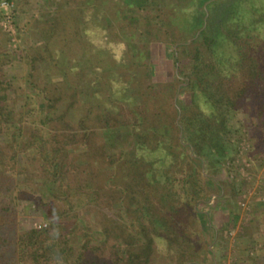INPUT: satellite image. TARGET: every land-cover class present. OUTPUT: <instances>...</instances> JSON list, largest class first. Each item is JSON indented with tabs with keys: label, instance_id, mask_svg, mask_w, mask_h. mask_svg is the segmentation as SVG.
Returning <instances> with one entry per match:
<instances>
[{
	"label": "trees",
	"instance_id": "1",
	"mask_svg": "<svg viewBox=\"0 0 264 264\" xmlns=\"http://www.w3.org/2000/svg\"><path fill=\"white\" fill-rule=\"evenodd\" d=\"M86 1L90 3V0ZM140 1L143 5L148 4L147 0ZM231 2L197 0L192 18L188 19L187 15L185 21L188 26L199 28L204 14L209 13L207 25L197 35L193 34V42L204 45V52L209 53L204 56L198 48L195 49L188 83L190 101L171 105L175 114H181L178 123L172 120L177 131L174 141L171 127L163 119L164 111L155 110L154 106L149 109L147 103L137 97L123 96V100H119L123 104L103 97L105 87L108 88L113 82L135 79L141 85L137 77L154 73L149 50L141 38L138 39L142 43L139 51L140 54L145 52V64L142 59L135 57L134 49H138L136 43L125 40L124 58L116 61L108 50L97 48L87 38L86 32L101 28L96 22L101 11L95 14L93 6L88 9L90 15L85 16L83 23H79L78 17L73 20L77 31L74 41L82 44V47L73 44L72 39L69 43L50 39L49 35L54 32L49 29L46 31L49 38L41 45L37 60L42 65L48 62L53 73L51 78H46L51 85L60 83L55 86L59 95L50 96V89L45 86L38 89V93L42 94V102L28 109V114H36L43 127L34 126L26 140L28 148L35 143L39 152L23 163V167L18 168L16 165L22 161L13 144L16 137L23 134V127L20 121L15 120L13 106L6 101L7 93H0V130L6 136L9 134L10 139L7 142L0 136V195L4 194L13 200L9 202L0 198V264H151V254L157 246L163 248L166 254H177L176 264H203L193 257V240L184 224L187 217H192L194 222L208 223L205 213L199 211L195 204L206 201L208 195L205 186L208 182L216 185L214 176L219 164L231 151L227 117L230 112L239 109L245 98L255 103L258 117H264V72L252 74L249 91L244 86L236 88L231 85L239 79L245 58L234 38L250 33L262 38L259 42L264 44V13L259 17L261 30L258 34L243 25L227 26ZM127 3L133 4V0H127ZM261 44L257 47L264 52V45ZM77 47L82 50L78 56L67 54L66 51L72 48L77 50ZM182 47L188 48L185 44ZM261 55L263 57L264 53ZM175 63L177 65V61ZM132 65L135 69H132ZM139 65L147 69L140 70ZM176 69V73L180 74L182 67ZM83 76L87 79L99 76L102 91L80 93L75 81ZM102 77L104 80H101ZM86 122L96 128L100 145L94 142L91 145L88 150L89 162L79 157L72 160L64 148L67 144L64 140L65 130H72L76 125L83 127ZM121 128L132 133L134 138L130 153L123 150L108 151L105 148L106 136L119 132ZM177 148L181 149L178 153ZM102 159L107 160V172L112 170L110 177H120L115 188L117 198L127 194V186L122 182L135 176L139 165L141 174L137 178L165 189L160 192V200L167 210L158 213L151 211L150 206L141 204L137 209L139 214L130 218L128 225L124 226L126 231L128 226L135 229L129 240L121 233H114L109 222L108 225L102 224L99 230L78 221L67 224L54 222L44 228L20 227L14 210L18 199L16 190L21 192L25 201L30 198L25 208L32 203L49 204L54 201L74 205L71 200L73 193L81 197L82 202L89 200L87 196L91 194L90 202L98 204L101 196L99 188L92 180L86 179L83 173ZM181 162L183 164L178 166ZM35 164L36 167L31 168ZM85 164L87 166L83 167ZM177 172L180 174L178 178L175 176ZM37 180L41 181L38 186L40 189L35 190ZM110 181L115 184L114 179ZM23 187L30 190L24 191ZM83 206L80 205V208ZM179 206L184 208V217L179 215ZM112 237L110 251L105 244ZM123 244L128 247L122 248ZM135 244L139 245L130 248Z\"/></svg>",
	"mask_w": 264,
	"mask_h": 264
},
{
	"label": "rangeland",
	"instance_id": "2",
	"mask_svg": "<svg viewBox=\"0 0 264 264\" xmlns=\"http://www.w3.org/2000/svg\"><path fill=\"white\" fill-rule=\"evenodd\" d=\"M12 1L13 32L2 27L0 10V93H7L6 101L13 106L15 120L20 121L23 127V134L18 135L13 142L19 160L22 161L16 164L18 168L23 167V163L37 156L39 152L35 143L28 148L26 140L34 126L41 127L38 116L28 114V109L42 102V94L38 93V89L45 86L50 89L48 92L50 96L59 95L55 86H59L60 83L51 85L46 78L53 73L48 62L45 61L42 65L37 60L41 45L49 38L46 31L49 29L54 32L49 35L50 39L68 43L72 39V43L76 44L74 34L77 31L73 20L78 17L79 23H83L85 16L89 14L88 9L93 7L95 14L101 11L99 20L96 21L101 28L86 32L88 40L97 48L108 50L116 61L124 58L126 50L124 40L135 42L138 47L137 50L134 49L135 57L146 63V58H143L145 52L140 54L139 51L142 43L138 39L141 38L149 50L150 63L154 71L151 76L137 77L141 85L135 79L113 82L108 88L105 87L103 97L116 104H123L119 102L123 100L120 98L122 96L137 97L138 100L145 101L149 109L154 106L155 110L164 111L163 119L169 123L174 141L177 131L172 125V120L178 123L181 114L180 112L175 114L171 105L190 101L191 90L188 83L191 78V58L195 55V49L198 48L204 56L209 53L204 52V45L193 42L195 30H187L183 24V17L185 19L187 15L190 17L195 13L197 0H147V5H143L140 0H133V4H128L127 0H90V3H86V0ZM228 7L230 17L227 26L243 25L254 33L260 32L259 17L264 13V0H232ZM238 34L240 35L239 32ZM260 39L262 38L250 33L234 38L245 58L239 79L234 81L232 86L236 88L244 86L247 88L246 91H249L252 87L250 83L252 74L257 71L264 72V56L261 55L264 52L261 51L262 48L257 47L261 44ZM184 44L188 48H183ZM76 45L83 46L79 43ZM78 47L77 50L72 48L70 52L66 51L67 54L78 56L82 52ZM179 67H182V71L177 74L176 68ZM138 68L143 71L147 69L142 65ZM95 77L77 78L75 84L78 91L83 94L95 90L101 92L99 76ZM101 80H104V77ZM250 101L245 98L238 110L229 113L227 136L231 151L219 164V170L214 176L216 185L208 182L205 186L208 195L206 201L195 204L199 211L205 213L208 223L194 222L192 217H187L184 224L185 230L187 227L193 240L191 246L193 257L203 264H264V117H258L257 107ZM65 132L64 140L67 144L64 148L70 159L75 160L79 157L89 162L88 150L91 145L93 142L100 145L96 128L92 123L86 122L83 127L76 125L72 130ZM43 133L45 135V129ZM8 135L0 130L1 139L9 142ZM133 143L132 133L122 129L106 136L105 148L108 151L123 150L130 153ZM180 150L177 148V153ZM114 162L117 166V158ZM182 164L181 162L178 166ZM34 167L36 164L31 166ZM69 168L74 170L71 166ZM136 168L135 176L122 182L126 184L128 192L121 198L115 195L120 177L117 175L110 177L112 170L107 172V160H99L90 169L84 170V177L92 180L101 194L100 201L95 205L90 202L91 194L87 196L89 200L82 202L81 197L73 193L72 203L79 207L54 201L49 204L32 203L33 205L25 208V203L31 200L27 198L29 200L25 201L21 192L16 190L18 199L15 200L14 210L20 227L44 228L54 222L67 224L78 221L99 230L102 224L108 225L109 222V227L114 233H121L129 240L135 229L128 226L126 231L124 226L128 225L130 218L139 214L137 209L141 204L150 206L151 211L158 213L167 210L160 200V192L163 189L155 183L137 178L138 174H141V166L138 165ZM179 175L177 172L175 176L178 178ZM112 179L115 180V184L110 181ZM35 183L34 189H40L38 186L41 181L37 180ZM22 189L30 190L27 187ZM0 198L13 202L4 194H1ZM80 205L84 206L80 208ZM179 211V215L184 217V208L179 206ZM112 241L113 237L108 238L105 244L110 251ZM127 247L124 244L122 246ZM165 252L163 248L157 246L155 252L151 254V264H176L177 254L174 256L173 253Z\"/></svg>",
	"mask_w": 264,
	"mask_h": 264
},
{
	"label": "built area",
	"instance_id": "3",
	"mask_svg": "<svg viewBox=\"0 0 264 264\" xmlns=\"http://www.w3.org/2000/svg\"><path fill=\"white\" fill-rule=\"evenodd\" d=\"M0 10L2 11L1 25L7 31L13 32L12 28V10L13 1L12 0H0Z\"/></svg>",
	"mask_w": 264,
	"mask_h": 264
},
{
	"label": "flooded vegetation",
	"instance_id": "4",
	"mask_svg": "<svg viewBox=\"0 0 264 264\" xmlns=\"http://www.w3.org/2000/svg\"><path fill=\"white\" fill-rule=\"evenodd\" d=\"M208 2H209V1H208ZM191 18H192V16L189 17L188 19H191ZM185 19H186V17H185ZM185 19H184V17H183V24H184V26H186L187 30H189V29H190V30L194 29V30H195L194 33L197 35V34L201 31V29L207 25L208 20H209V13H205V14H204V16H203V23H202V25H201L199 28H191V27H189L188 24L186 23L187 21H185ZM193 38H194V36H193ZM82 94H83V93H82ZM122 97H123V96H122ZM122 97H120V98L122 99Z\"/></svg>",
	"mask_w": 264,
	"mask_h": 264
}]
</instances>
